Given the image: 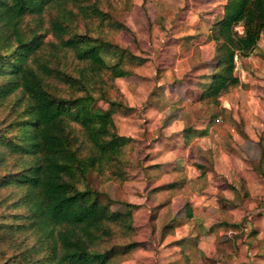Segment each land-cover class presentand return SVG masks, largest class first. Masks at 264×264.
I'll return each mask as SVG.
<instances>
[{
  "label": "trees",
  "instance_id": "obj_1",
  "mask_svg": "<svg viewBox=\"0 0 264 264\" xmlns=\"http://www.w3.org/2000/svg\"><path fill=\"white\" fill-rule=\"evenodd\" d=\"M115 6L0 0V264H114L138 244L135 206L113 209L117 201L102 185L122 184L140 164L135 138L121 135L113 118L117 108L131 109L118 99L116 80L131 75L126 63L138 60L104 29ZM208 38L217 62L199 81L197 102L218 108L241 84L237 58L251 56L264 39V0H226ZM100 100L109 107L96 105ZM183 131L196 132L192 125Z\"/></svg>",
  "mask_w": 264,
  "mask_h": 264
},
{
  "label": "rangeland",
  "instance_id": "obj_2",
  "mask_svg": "<svg viewBox=\"0 0 264 264\" xmlns=\"http://www.w3.org/2000/svg\"><path fill=\"white\" fill-rule=\"evenodd\" d=\"M110 1L116 10L104 29L112 42L138 57L126 63L133 73L116 80L121 93L116 97L131 109L117 108L113 118L121 135L135 138L134 156L140 162L122 184H102L117 201L113 209L127 207L123 202L135 206L133 240L138 244L114 264H185L171 248L177 223L164 227L162 220L172 215L187 220V205L193 214L188 229H196L195 236L203 225L214 228L201 234L198 247L194 238L176 246L190 264H264V47L237 58L241 84L222 97L221 107L203 106L197 102L198 83L216 62L207 26L222 17L219 0H132L130 11ZM114 20L129 30L110 27ZM191 35L200 36L185 42ZM180 97L183 101L173 106ZM96 105L109 107L102 100ZM210 113L217 115L213 122ZM188 125L208 128L182 138ZM176 157L182 158L179 175L163 171ZM199 164L206 178L173 192L154 189L152 179L158 175L180 179L186 169L196 177ZM91 178L100 186L99 178ZM167 198L169 212L153 208Z\"/></svg>",
  "mask_w": 264,
  "mask_h": 264
},
{
  "label": "crops",
  "instance_id": "obj_3",
  "mask_svg": "<svg viewBox=\"0 0 264 264\" xmlns=\"http://www.w3.org/2000/svg\"><path fill=\"white\" fill-rule=\"evenodd\" d=\"M225 2H226V0H219V3L222 5L221 7H220V14L222 15L223 14V6H224V4H225ZM217 19H219V18H216V16L214 17V20L212 21V23L214 22V21H216ZM211 23V24H212ZM210 25H208L207 26V29H208V27H209ZM192 36H194V37H192ZM200 35H191V37H186L185 38V42H192V40L193 39H196V38H198ZM207 37H208V32H207ZM209 39V38H208ZM259 47H264V39L260 42V44H259ZM216 59V58H215ZM216 62H217V59H216ZM216 62H215V64H216ZM215 64L213 65V67H212V69L214 68V66H215ZM212 71V70H211ZM211 73V72H210ZM210 73H207V74H205V75H208V74H210ZM205 75H202V76H205ZM200 88V87H199ZM201 89V88H200ZM201 93H202V90H201ZM201 93H200V95H201ZM200 95L198 96V98H197V101H198V99H199V97H200ZM183 101V99H182V97H180V99H178V100H176V101H174L172 104H173V106L174 105H177L178 103H181ZM193 101H195V100H193ZM172 106V105H171ZM207 126L204 128V129H195V131L196 132H194V133H191V134H186L183 130H182V138L183 137H191V136H194L195 134H197V133H202L204 130H207ZM165 140H166V138H162V144H165ZM164 146V145H163ZM179 156V155H178ZM181 160H182V158H180V157H176L175 159H174V161H173V163L171 164V166L170 167H165V168H163V171L165 170V172H169V173H175L176 172V174L177 175H179V172H181V170H182V168H181V166H179L178 164H180L181 163ZM166 162V161H165ZM168 162V161H167ZM200 165V164H199ZM151 166H157V165H151ZM198 168H199V166H198ZM188 170V169H187ZM188 171H186V169H185V174H184V176H182V177H180V179L178 178V179H175V177H170V179L168 178V179H162L163 177H161L160 175H158L157 177H155L154 179H152V181H154V183L155 184H157V186H155L154 187V189L155 190H158V191H160V192H168V191H171V192H173V190L174 189H176V190H181V189H183V187H185L186 185H188V184H190V183H194V182H196L197 180H199V178H202V177H200V175H201V170L199 169V175L198 176H196V177H192V176H190V173L188 174L187 173ZM206 174H207V172H206ZM206 178V177H205ZM179 181H184L181 185H174V186H166L167 184H171V183H174V182H179ZM170 201H171V199H169V198H167V199H165V201H163V202H161V203H158L157 205H155L153 208H156L158 211L160 210V209H162V211L165 209H167V212H169L170 211V208H171V205L172 204H170ZM127 209V207H125V208H123V209H120L121 211H124V210H126ZM116 210V209H115ZM189 211L191 212V215H189ZM186 212H187V220H181L180 218L181 217H177V216H174V215H172V216H170V217H168L167 218V220H162L163 221V223H164V227H167V225L168 224H170L169 222H175V225H176V223H177V227H175V233H174V236H176V238H174V242L172 243V247L171 248H175V249H173V250H175L174 252H180L181 254H182V259L184 260H186L185 262V264H190V262H189V257H188V254L185 252V251H183V252H181V250H180V248H178V247H176L177 245H181V244H184L187 240H189V239H193L194 238V240H195V243H194V246H196L197 245V247L200 245V241H201V239H200V236H201V234L202 233H204V232H209V231H213L214 230V228L213 227H206V226H201V231H202V233H200V234H197L196 236L194 235L196 232H197V230L196 229H194V228H192V229H188L189 228V226H190V218H192V216H193V214H192V208H190L188 205H187V210H186ZM158 216V215H157ZM178 218V219H177ZM226 223V222H225ZM224 223V224H225ZM181 228H183V229H181ZM147 229H150L151 231H152V227H151V225L149 224L148 225V228ZM172 236V235H171ZM194 236V237H193ZM202 246V245H201ZM204 251H205V249H203ZM264 258V257H263Z\"/></svg>",
  "mask_w": 264,
  "mask_h": 264
}]
</instances>
